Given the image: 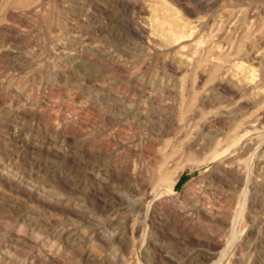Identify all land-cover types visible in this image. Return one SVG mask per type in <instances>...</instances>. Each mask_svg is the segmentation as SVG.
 I'll list each match as a JSON object with an SVG mask.
<instances>
[{"label":"rangeland","instance_id":"rangeland-1","mask_svg":"<svg viewBox=\"0 0 264 264\" xmlns=\"http://www.w3.org/2000/svg\"><path fill=\"white\" fill-rule=\"evenodd\" d=\"M263 63L264 0H0V264H264Z\"/></svg>","mask_w":264,"mask_h":264},{"label":"bare ground","instance_id":"bare-ground-1","mask_svg":"<svg viewBox=\"0 0 264 264\" xmlns=\"http://www.w3.org/2000/svg\"><path fill=\"white\" fill-rule=\"evenodd\" d=\"M252 18V17H251ZM251 20V19H250ZM247 26V25H246ZM238 29V28H237ZM229 30V29H228ZM235 37V36H234ZM224 46V45H223ZM225 46H226V44H225ZM245 47H246V45H245ZM248 47V46H247ZM228 48H229V46H228ZM227 49V48H226ZM255 52V51H254ZM253 52V53H254ZM257 54V53H256ZM254 57L255 58H260V57H258L257 55H254ZM245 59V58H244ZM259 63V62H258ZM264 64V63H263ZM258 65V64H257ZM205 72V71H204ZM231 79H232V77H231ZM257 79V78H256ZM246 82V81H245ZM262 82V81H261ZM238 83V82H237ZM235 85V84H234ZM245 95V94H244ZM247 95V94H246ZM261 95H263V97H264V94H261ZM233 99V98H232ZM248 102V101H247ZM264 104V103H263ZM234 105V104H233ZM261 107V106H260ZM257 109V108H256ZM260 110H261V108H259ZM238 110V109H237ZM259 110V111H260ZM262 115H263V117H264V105H263V109H262ZM261 116H259V118H260ZM241 151V150H240ZM177 175V174H176ZM175 179V178H174ZM148 185V184H147Z\"/></svg>","mask_w":264,"mask_h":264}]
</instances>
